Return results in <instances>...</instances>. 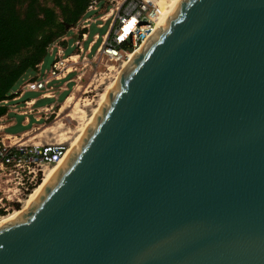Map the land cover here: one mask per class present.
<instances>
[{"label":"water","instance_id":"95a60500","mask_svg":"<svg viewBox=\"0 0 264 264\" xmlns=\"http://www.w3.org/2000/svg\"><path fill=\"white\" fill-rule=\"evenodd\" d=\"M128 62L0 264H264V0H182Z\"/></svg>","mask_w":264,"mask_h":264},{"label":"built area","instance_id":"2783aa9c","mask_svg":"<svg viewBox=\"0 0 264 264\" xmlns=\"http://www.w3.org/2000/svg\"><path fill=\"white\" fill-rule=\"evenodd\" d=\"M163 1L93 0L76 25L69 29L74 37L65 34L48 46L45 59L52 58L51 67L47 69L43 59L32 74L21 78L8 95L10 98L7 96L0 105L8 111L14 108L15 114L24 117V126L31 122L30 116L36 121H48L49 106L37 107L39 102L55 100L58 103L70 88L72 94L82 88L87 75L93 74V84L98 76L107 74L109 64L119 67L127 62L156 34L163 16ZM94 27L107 30L104 34H92ZM102 66L106 72H100ZM30 94L38 96L24 99ZM70 96L65 97L64 103ZM23 107L27 111H22ZM9 137L13 139H7L8 144L0 143V216L9 214L17 206L23 207L30 193L42 182L44 170L61 163L69 150L65 144L29 145L17 142V136Z\"/></svg>","mask_w":264,"mask_h":264},{"label":"trees","instance_id":"16d2710c","mask_svg":"<svg viewBox=\"0 0 264 264\" xmlns=\"http://www.w3.org/2000/svg\"><path fill=\"white\" fill-rule=\"evenodd\" d=\"M93 0H0V103ZM8 109L0 105V119ZM19 207V206H17Z\"/></svg>","mask_w":264,"mask_h":264},{"label":"rangeland","instance_id":"374dc122","mask_svg":"<svg viewBox=\"0 0 264 264\" xmlns=\"http://www.w3.org/2000/svg\"><path fill=\"white\" fill-rule=\"evenodd\" d=\"M106 30H107V28H105L103 30H99V29L94 27L92 29V34H95V33L104 34ZM65 34H67L69 37H74L72 32L69 33V30H66ZM45 61H46V68L49 69L53 63V60H52V58L48 57L45 59ZM110 65H112V64H110ZM30 72L32 74L33 71H30ZM100 72H106L105 68L103 66L100 68ZM92 76H93V74L90 77H88V75H87L86 79L83 82V87L78 88V91H75L76 92L75 93L76 99L78 100L77 102L89 100V101H92V103L94 104L93 107L86 108L87 114H88V119H90V117L93 116V110L98 107V104H99L100 99H101L100 96L106 93L107 88L111 85L112 81L116 77V71L108 73L107 75L98 76L96 78V81L93 82V84H91L92 78H93ZM11 92H12V90H11ZM72 93H73V91L70 88V90L61 97V99L58 101V103H56L55 100H45V101L39 102L37 107L38 106H49L48 107V109H49L48 113H49L51 118L48 121H46L44 119L41 121H36L33 116H30L29 118H30L31 122L28 124V126H24V124H25L24 117L19 116L18 114H15L16 112H15L14 108L9 110L8 114L5 117L0 119V127H3L0 130V143H1V141H5V143L8 144L9 140H7V138L9 136H17V138L22 139V134H32L33 133V134H35V136L38 134H42L46 130V128L54 127V125L57 126L58 123L60 122V123L65 124L66 128L71 129L73 131V134L70 136L71 139L67 143H65V145H67L70 148L72 143L74 142V140L77 138L78 134L81 132L82 127L79 126L78 121H73L71 118H66L67 116H69V114L71 115V113L73 111L72 109H68L62 115V117H58V116L60 115V111L62 109V106L64 105V101L66 99L65 97L68 95H72ZM37 96H38L37 94H30V95H26L24 99L36 98ZM8 97L10 98V96H8ZM50 104H52V105H50ZM22 111H27V109L23 107ZM55 138H56V136L54 134H46L43 137L35 140L34 143L30 142L28 144L29 145H33V144L39 145V143L43 144V145H45L47 143L56 144L57 138L56 139ZM1 195L2 194H0V196ZM24 206H25V203L23 204V207L19 206V207H16L14 210L11 209L10 213L5 215V216H8L11 213H14L15 211H22ZM11 207H13V206L11 205ZM5 216H0V218L5 217Z\"/></svg>","mask_w":264,"mask_h":264},{"label":"bare ground","instance_id":"6f19581e","mask_svg":"<svg viewBox=\"0 0 264 264\" xmlns=\"http://www.w3.org/2000/svg\"><path fill=\"white\" fill-rule=\"evenodd\" d=\"M181 1L182 0H164L163 1V4H162L163 16L160 19V22L158 23L156 33H157L158 29L161 27V25L172 14V12L175 11L179 7V4H180ZM142 48H143V46L135 54H132L130 56V59H132L134 57V55L139 53ZM128 61L127 62L125 61L119 67L115 66L114 64H112V65L109 64L108 65L107 74L111 73L113 71H116V77L112 81L111 85L107 88L106 93L100 96L101 99H100V102L98 104V107L93 110V116L90 117V119H88V114H87V109L86 108L93 107L94 104L92 103V101H89V100L77 102L78 100L76 99V94H75L76 92L74 94H72L69 97V99L67 100V102L64 103V105L62 106V109L60 111V115L58 117H62V115L68 109H72L73 111H72L71 115L69 114V116H67L66 118H71L73 121H78L79 126L82 127L81 132L78 134L77 138L74 140V142L72 143L71 147L69 148V150H68V152L66 154V158L71 153L73 147H75V145L78 143L80 137L85 132L87 127L92 123V121L94 120V117L97 115L99 109L106 103V101H107V99L109 97V94L111 93V91H112L116 81L118 80L120 74L127 67L128 63H129ZM107 74H102V75H107ZM76 91H78V90H76ZM1 129L2 128L0 127V130ZM46 134H54L56 136V138H57V143L56 144H65L71 139L70 136L73 134V131L71 129L66 128L65 124L59 122L57 126L54 125V127L46 128V130L42 134H38L36 136L33 133L32 134H25L22 139L17 138L15 140L17 142H20V143H30V142L34 143L35 140H37L38 138L43 137ZM7 139H13V137H8ZM64 160L61 163H59L58 165L50 167V168H46L44 170V177H43L42 182L27 197L26 201L24 202L25 206H24L23 210L22 211H15L14 213H11L8 216L1 217L0 218V227L5 222L11 221V220L15 219L16 217H18L24 211L29 210V207H30V204L32 203V201L37 196L40 195V193L43 191L44 187L52 179L54 173L58 170L59 166L62 165Z\"/></svg>","mask_w":264,"mask_h":264},{"label":"crops","instance_id":"0c3cea01","mask_svg":"<svg viewBox=\"0 0 264 264\" xmlns=\"http://www.w3.org/2000/svg\"><path fill=\"white\" fill-rule=\"evenodd\" d=\"M5 117V116H4ZM1 128H3V127H1Z\"/></svg>","mask_w":264,"mask_h":264}]
</instances>
